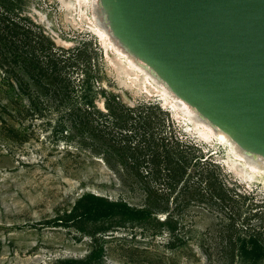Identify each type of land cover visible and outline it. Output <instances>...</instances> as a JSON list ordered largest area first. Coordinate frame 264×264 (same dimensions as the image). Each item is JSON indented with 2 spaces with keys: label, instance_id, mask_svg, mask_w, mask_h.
Listing matches in <instances>:
<instances>
[{
  "label": "trees",
  "instance_id": "16d2710c",
  "mask_svg": "<svg viewBox=\"0 0 264 264\" xmlns=\"http://www.w3.org/2000/svg\"><path fill=\"white\" fill-rule=\"evenodd\" d=\"M20 2L0 0V113L8 117L0 115L3 136L22 144L42 118L56 150L116 164L130 192L83 191L53 216L31 223L63 229L73 243L89 241L83 255L62 254L47 264H105L106 244L118 237L127 244L128 264H193L201 262L200 252L206 264H264V204L242 210L248 194L229 186L211 163H201L202 154L166 124L157 105L130 106L102 89L99 108L89 57L79 47L56 45ZM78 68L86 75L81 84L72 78ZM191 206L221 213L213 231L197 230L188 218Z\"/></svg>",
  "mask_w": 264,
  "mask_h": 264
},
{
  "label": "rangeland",
  "instance_id": "374dc122",
  "mask_svg": "<svg viewBox=\"0 0 264 264\" xmlns=\"http://www.w3.org/2000/svg\"><path fill=\"white\" fill-rule=\"evenodd\" d=\"M20 6L23 13L37 23L56 45L55 38H58L64 48L83 49L92 65L90 80L96 90L94 101L99 108L104 109L102 89L118 94L130 106L141 102L157 105L162 112L159 116L166 124L172 125L183 142L196 148L195 154H202L201 163H211L209 167L220 170L229 186L241 194H248L246 202L239 204L242 210H247L252 202L264 204V176H257L258 179L248 185L226 165L227 146L219 143L212 145L196 137L194 131H188L184 122L181 119L178 121L172 110L165 108L160 99L147 95L136 86L142 72L129 65L128 57L120 53L110 39L106 38L105 49L98 34L87 29L84 21L93 18L89 4L82 10L77 6L67 10L64 0H21ZM113 56L130 68L132 74L128 76L119 72L112 61L115 59ZM85 76L81 68L72 73L76 84H81ZM0 115L8 118L5 113ZM52 119L54 122L55 117ZM188 126L193 128L192 122ZM31 129L33 133L26 142L15 144L3 136L6 129L0 128V264H47L54 256L83 255L89 248L88 239L73 243L63 229L31 223L53 216L58 208L67 205L83 191L111 197L130 195L119 179L116 164L108 167L100 158L74 150L70 153L63 149L56 150L51 139V126L44 124L42 118H36ZM132 196L137 199L135 195ZM219 214L217 210L212 212L191 206L188 218L194 220L197 230L213 231L215 216ZM261 215L264 217V210ZM117 235L124 233L120 231ZM122 238L107 242L109 253L105 264H128L124 263V248L127 244ZM152 252L149 253L152 256L159 254V250ZM199 254L201 262L194 260L193 264H206L205 256L201 252ZM165 264L169 263L166 261Z\"/></svg>",
  "mask_w": 264,
  "mask_h": 264
},
{
  "label": "water",
  "instance_id": "95a60500",
  "mask_svg": "<svg viewBox=\"0 0 264 264\" xmlns=\"http://www.w3.org/2000/svg\"><path fill=\"white\" fill-rule=\"evenodd\" d=\"M99 3L129 54L237 145L264 157V0Z\"/></svg>",
  "mask_w": 264,
  "mask_h": 264
},
{
  "label": "bare ground",
  "instance_id": "6f19581e",
  "mask_svg": "<svg viewBox=\"0 0 264 264\" xmlns=\"http://www.w3.org/2000/svg\"><path fill=\"white\" fill-rule=\"evenodd\" d=\"M64 2L67 4V10H73L76 6L79 10H82V7L87 6V4L90 5L93 18L89 21H84L87 29L98 34L105 49H107L106 38H108L120 53H123L128 57V60H130L129 65H132L135 69L142 72L140 81L139 83H136V86L147 93V95L156 96L160 99L165 108L168 107L172 110L173 115L178 121L181 119L182 122H184L188 131L193 130V134L196 137L209 142L212 145L213 143H219L225 147L227 146L228 149L226 152L227 157L225 163L235 175L246 181L248 185L256 181L258 179L257 176H264V157L237 145L228 134L210 123L206 118L201 116L193 106L172 92L165 82L161 80L149 66L129 54L125 48H123L121 44L112 37L99 0H64ZM55 41L59 45L63 44L58 38H55ZM105 53L107 54V51ZM113 58L115 57L113 56ZM112 61L116 65L117 70L122 74L124 73L128 76L132 74L131 69L126 65H123L120 60L115 58ZM189 122H192L193 128L188 126Z\"/></svg>",
  "mask_w": 264,
  "mask_h": 264
}]
</instances>
